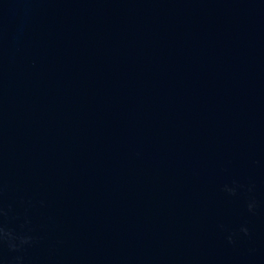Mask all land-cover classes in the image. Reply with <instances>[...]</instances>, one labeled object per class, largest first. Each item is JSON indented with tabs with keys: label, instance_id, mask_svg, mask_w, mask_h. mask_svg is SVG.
Listing matches in <instances>:
<instances>
[{
	"label": "water",
	"instance_id": "95a60500",
	"mask_svg": "<svg viewBox=\"0 0 264 264\" xmlns=\"http://www.w3.org/2000/svg\"><path fill=\"white\" fill-rule=\"evenodd\" d=\"M0 264H264V0H0Z\"/></svg>",
	"mask_w": 264,
	"mask_h": 264
}]
</instances>
